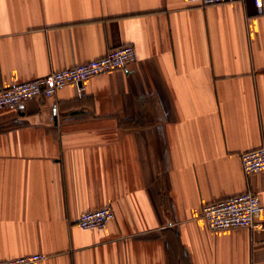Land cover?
Here are the masks:
<instances>
[{"label":"crops","instance_id":"obj_1","mask_svg":"<svg viewBox=\"0 0 264 264\" xmlns=\"http://www.w3.org/2000/svg\"><path fill=\"white\" fill-rule=\"evenodd\" d=\"M0 0V88L130 43L125 67L0 110V259L264 264V228L209 230L205 202L264 171V0ZM108 205L101 230L82 211ZM264 221V209L259 217Z\"/></svg>","mask_w":264,"mask_h":264},{"label":"built area","instance_id":"obj_2","mask_svg":"<svg viewBox=\"0 0 264 264\" xmlns=\"http://www.w3.org/2000/svg\"><path fill=\"white\" fill-rule=\"evenodd\" d=\"M235 0H198L201 5L231 2ZM261 8L263 0H254ZM137 58L136 50L130 43L109 49L104 55L73 64L58 70L0 88V110L12 109L18 104L39 96L51 97L68 83H81L85 79L100 73L123 68ZM242 169L245 174L264 171V145L240 154ZM264 209L260 196L245 191L232 196L205 202L201 206L200 216L209 230L228 228L263 229L264 221L260 219ZM114 217L108 205L82 211L77 220L83 229H104ZM46 256L32 253L17 258L0 259V264H37Z\"/></svg>","mask_w":264,"mask_h":264}]
</instances>
